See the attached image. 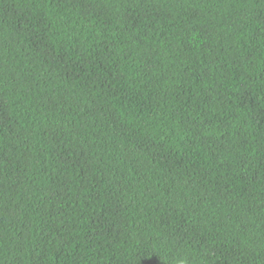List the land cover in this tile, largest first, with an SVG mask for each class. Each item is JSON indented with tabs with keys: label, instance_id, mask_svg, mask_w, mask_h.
I'll list each match as a JSON object with an SVG mask.
<instances>
[{
	"label": "trees",
	"instance_id": "trees-1",
	"mask_svg": "<svg viewBox=\"0 0 264 264\" xmlns=\"http://www.w3.org/2000/svg\"><path fill=\"white\" fill-rule=\"evenodd\" d=\"M0 264H264V0H0Z\"/></svg>",
	"mask_w": 264,
	"mask_h": 264
}]
</instances>
